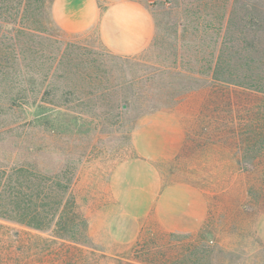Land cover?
Listing matches in <instances>:
<instances>
[{
  "label": "rangeland",
  "instance_id": "1",
  "mask_svg": "<svg viewBox=\"0 0 264 264\" xmlns=\"http://www.w3.org/2000/svg\"><path fill=\"white\" fill-rule=\"evenodd\" d=\"M133 1L154 30L124 55L61 28L55 0H0V167L44 177L66 218L13 224L50 247L17 256L264 264V89L231 82L264 88V34L241 23L264 0Z\"/></svg>",
  "mask_w": 264,
  "mask_h": 264
},
{
  "label": "trees",
  "instance_id": "2",
  "mask_svg": "<svg viewBox=\"0 0 264 264\" xmlns=\"http://www.w3.org/2000/svg\"><path fill=\"white\" fill-rule=\"evenodd\" d=\"M244 29H254L258 34H264V11L259 10L255 17H244L241 21ZM262 36L259 35L257 39V45L261 49L263 44L261 41ZM258 57H252L250 62H264L262 59V53L258 52ZM256 59V61H254ZM235 84V87L240 88L245 95V98L253 100L257 91L264 88H258L255 84V80H252L250 76L243 77L239 81H231ZM231 84L230 82H228ZM261 84V83H260ZM46 179L42 176L36 175L28 170H8L0 167V220L8 222L10 225H4L0 223V264H36L30 259L21 260L17 254L25 252L29 249H33L35 252L42 254L44 257L50 253V247L47 243L38 242L34 244L35 237L31 232L25 233L14 225H20L28 229L37 231L47 229L49 224L50 214H58L59 226L66 220L64 214L61 211V199L56 198L53 203L49 200L47 194L43 189ZM61 188L60 185L57 186ZM61 197V196H60ZM75 208L76 204H72ZM56 208V209H52ZM26 235L25 238L22 234ZM58 238H62L58 235ZM41 239V238H37ZM62 240V239H61ZM49 241V240H42ZM33 243V244H32ZM76 245L81 243L74 242ZM63 246V245H62ZM67 249L78 250V246H66ZM42 256V257H43ZM98 256V255H96ZM106 258L105 255L99 254L95 259L96 264L99 259ZM108 259V258H106ZM47 261L41 260L38 263L44 264ZM49 264H63L55 260H48ZM55 262V263H54ZM66 264H91L88 261L74 260L67 262ZM116 264H158L147 259H143L141 256L131 259L129 255L122 256V259L117 261Z\"/></svg>",
  "mask_w": 264,
  "mask_h": 264
},
{
  "label": "crops",
  "instance_id": "3",
  "mask_svg": "<svg viewBox=\"0 0 264 264\" xmlns=\"http://www.w3.org/2000/svg\"><path fill=\"white\" fill-rule=\"evenodd\" d=\"M57 24L73 32L96 28L112 51L130 55L142 51L153 36V20L139 1L122 0L102 7L98 0H55Z\"/></svg>",
  "mask_w": 264,
  "mask_h": 264
},
{
  "label": "built area",
  "instance_id": "4",
  "mask_svg": "<svg viewBox=\"0 0 264 264\" xmlns=\"http://www.w3.org/2000/svg\"><path fill=\"white\" fill-rule=\"evenodd\" d=\"M150 1H155V0H150Z\"/></svg>",
  "mask_w": 264,
  "mask_h": 264
}]
</instances>
